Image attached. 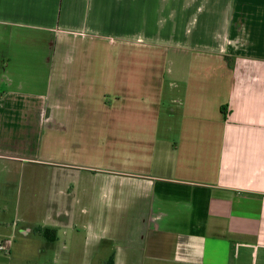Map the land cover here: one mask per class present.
I'll return each mask as SVG.
<instances>
[{
  "label": "crops",
  "instance_id": "1",
  "mask_svg": "<svg viewBox=\"0 0 264 264\" xmlns=\"http://www.w3.org/2000/svg\"><path fill=\"white\" fill-rule=\"evenodd\" d=\"M0 181L40 256L264 264V0H0Z\"/></svg>",
  "mask_w": 264,
  "mask_h": 264
},
{
  "label": "rangeland",
  "instance_id": "2",
  "mask_svg": "<svg viewBox=\"0 0 264 264\" xmlns=\"http://www.w3.org/2000/svg\"><path fill=\"white\" fill-rule=\"evenodd\" d=\"M23 188V182L6 186L0 181V241L7 237L11 244L9 253L0 252V264H66L67 260L60 257L40 256L39 238L35 234L23 238L16 232L15 225L18 222L21 226V217H17L14 208L23 198Z\"/></svg>",
  "mask_w": 264,
  "mask_h": 264
},
{
  "label": "trees",
  "instance_id": "3",
  "mask_svg": "<svg viewBox=\"0 0 264 264\" xmlns=\"http://www.w3.org/2000/svg\"><path fill=\"white\" fill-rule=\"evenodd\" d=\"M33 233L39 235L47 242H54L56 240V231L49 228H43V227H35L33 229ZM113 263V256L110 257L108 264Z\"/></svg>",
  "mask_w": 264,
  "mask_h": 264
},
{
  "label": "built area",
  "instance_id": "4",
  "mask_svg": "<svg viewBox=\"0 0 264 264\" xmlns=\"http://www.w3.org/2000/svg\"><path fill=\"white\" fill-rule=\"evenodd\" d=\"M6 249H5V246H4V243L3 242H0V252H5Z\"/></svg>",
  "mask_w": 264,
  "mask_h": 264
}]
</instances>
